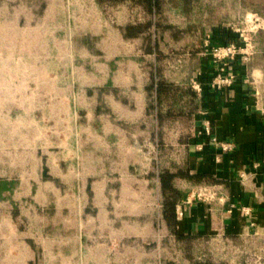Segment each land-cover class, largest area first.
I'll return each mask as SVG.
<instances>
[{
  "label": "crops",
  "instance_id": "crops-1",
  "mask_svg": "<svg viewBox=\"0 0 264 264\" xmlns=\"http://www.w3.org/2000/svg\"><path fill=\"white\" fill-rule=\"evenodd\" d=\"M90 1L100 32L88 24L83 32H72L69 22L62 65L59 38L48 41L35 33L29 40L28 32L44 25L46 2L33 0L31 8L19 11L6 0L2 14L8 21L0 23V264H124L109 257L112 248L102 240L109 236L137 242L128 264H157L170 238L177 243L215 239L235 249L241 242H264V38L257 39L249 61L229 62L230 86L211 88L216 65L199 53H186V65L170 74L163 69L167 81L186 86L196 80L201 91L192 90L196 108L190 118L158 123L148 111L151 73L172 60L162 46L186 45L169 34L157 44L165 55L158 59L152 26L145 52L142 36L124 37L126 25L112 27ZM166 7L164 14L185 20L181 7ZM33 41L37 48L48 44L45 65H30ZM43 61L38 55L32 63ZM39 100L44 103L34 102ZM186 120L190 128L184 131ZM206 121L211 137L230 144L229 151L204 134ZM43 127L51 130L47 138L39 131ZM158 129L169 138L162 139L157 170H145L141 144ZM50 143L52 152H39ZM162 170L179 174L172 185L182 194L175 207H182L183 217L175 216L172 227L162 218ZM242 172L247 174L243 185ZM201 184L219 189L227 205L185 203ZM142 190L154 194L149 206L142 205ZM65 238L69 242L62 246Z\"/></svg>",
  "mask_w": 264,
  "mask_h": 264
},
{
  "label": "rangeland",
  "instance_id": "rangeland-1",
  "mask_svg": "<svg viewBox=\"0 0 264 264\" xmlns=\"http://www.w3.org/2000/svg\"><path fill=\"white\" fill-rule=\"evenodd\" d=\"M8 1L10 8L14 7L15 9L20 11V8L24 6L27 8H31V3L33 0ZM44 1L47 4V18L45 19L42 28H39L40 30L36 32H28L29 40L35 35V33H41L45 35L48 41L49 39H52L53 36H55L56 39L59 38L61 42L60 48L62 50V57L60 61L61 64L64 65V63H66L67 61V58L64 57L63 52L66 47L65 38L68 39L67 32L69 30H66V28L68 27V23H71L72 32L81 33L83 32L82 27L88 24L93 26V32L99 33L100 28L98 27V25L100 24V22H98V18L94 14V9H91L90 0ZM126 3L128 7L125 8L122 7L124 3L116 5L103 4L98 6L102 9L103 17L107 19L109 25L114 28L121 29L125 25L137 22L138 19L140 20V23H144L150 20L152 24V34L157 40V44L158 42L162 44L170 34L172 40L180 41V44L186 45L184 47H176L179 46L177 44L175 46L171 45L170 47L162 46V50H167L168 56H170V58L172 59L170 60L168 58L169 63H164V68H162V66L159 64L157 65V69L159 70L162 77L163 69L166 74H170L175 71V67L179 68V66L186 65L182 62L183 59L188 58V55H186V53L192 55L199 53L201 55H204L205 57H211V47H217L212 45V38H216L215 40H219L217 39L220 36L219 32H223L224 30H228L229 32H232L231 28H239L241 30L243 38L246 39V42L248 44H251V48L249 49L252 51V54L249 56L247 61H249L250 58H252V56L256 54L257 39L262 37L264 38V29L261 25L264 22V0H163L159 16L148 15L141 5L134 2L127 1L125 2V4ZM167 4H169L170 7H181L186 12L184 16L185 20L181 21L175 16L164 14L167 8ZM32 5L34 4L32 3ZM5 6L6 0H0V23L2 25L7 23L8 21V18L5 19V15H3L5 12ZM68 8H70L69 11ZM11 10L13 11V9ZM249 15L255 16L259 21L255 24H251L250 20L248 19ZM126 20L128 22L124 24ZM186 21L188 24L186 27L187 29L180 28L181 25L184 26V23H186ZM255 25H259V28L257 30L254 29ZM109 31L112 30L109 29ZM109 37L111 38V42H113L114 38H112L110 35ZM230 39L231 40L229 44L241 43L238 35L237 38L231 37ZM206 41H209V47L207 48L204 47V43ZM35 42L33 41L32 43H30L29 63L30 65H45L49 53L48 44L47 46H44V48L43 46L37 48ZM51 42L52 41H50V44ZM171 50L173 51L171 52ZM158 52L160 54L158 59H163L165 55L159 50ZM37 54L40 55V58L43 57L44 61L40 62L39 64L37 62L32 63L36 60V57H38ZM184 54L185 57L183 56ZM194 58H197V56H195ZM226 65L228 68V66H230V63L227 62ZM190 66L191 65H189V67ZM18 69L20 70V67H18ZM45 70H49L48 67L47 69L45 67ZM214 74L215 73H213L212 78H210V81L211 79H213ZM193 82H196V80L191 81L185 87L193 90L191 87ZM44 100L46 102V99ZM44 100L34 102H38L37 104L41 105L44 103ZM184 125V131H187V129L190 128L187 120ZM63 126L65 128V123H63L61 127L62 139L64 140L67 139L68 136ZM29 129L37 130L36 127L31 126L29 127ZM39 131L42 135H45V137L51 134V130L46 127H43V129ZM167 137L169 138L166 132L158 129L155 131V135L153 138H150L146 144H141L140 159L145 170H152L153 167L157 170V164L159 162L160 156V147L163 143L162 139L165 140ZM64 143H66V141ZM48 146V150L45 149L44 151H42L43 149H39V152H52V144L50 143ZM64 192L66 191L62 190V195L64 194ZM153 199V193L143 190L141 191V202H143V206L144 204H148L149 206L150 202H153ZM102 240L105 243L109 244V248H112L109 252V257L114 259L118 263H122L123 261L124 264H128L130 261H132L131 258L136 255L134 252V248L138 247V244L136 241H134V239L126 238L123 242H118L116 238L109 236L108 238H104ZM68 242L69 239H62L61 245L65 246L66 244H68ZM165 245L167 251L164 254V257H162V259L157 264H234V261L236 259H239L241 261V264H264V242H261L259 240L253 243L241 242L237 245L238 248L236 249L234 248L235 244H228L224 241L220 242L215 239L199 241H197L196 239H189L182 243H177L173 241L172 238H170L165 242ZM260 254H262L263 256H261ZM49 263H52V259H49Z\"/></svg>",
  "mask_w": 264,
  "mask_h": 264
},
{
  "label": "trees",
  "instance_id": "trees-1",
  "mask_svg": "<svg viewBox=\"0 0 264 264\" xmlns=\"http://www.w3.org/2000/svg\"><path fill=\"white\" fill-rule=\"evenodd\" d=\"M98 5H116L125 3L127 1L134 2L142 6L148 15L159 16L163 0H95ZM152 26L150 20L144 23L134 22L128 24L123 28L124 37L135 38L142 36L146 42L144 48L145 52L149 51L151 41L150 27ZM220 36L212 38L213 46L228 45L230 38H237V35L224 30L219 32ZM155 53L159 57L158 46L155 42ZM149 104L148 111H150L160 123L163 119L174 118H190L196 108L195 93L185 86L175 85L165 80L157 67L151 73V81L148 85ZM179 175L178 173H171L168 170H162L158 173L160 183V190L162 194V218L168 225L172 227L175 222V203L182 198V194L173 187L172 180ZM190 180H195L194 176H187ZM202 185V184H201ZM179 239V238H178Z\"/></svg>",
  "mask_w": 264,
  "mask_h": 264
},
{
  "label": "built area",
  "instance_id": "built-area-1",
  "mask_svg": "<svg viewBox=\"0 0 264 264\" xmlns=\"http://www.w3.org/2000/svg\"><path fill=\"white\" fill-rule=\"evenodd\" d=\"M251 24H255L259 20L251 15L248 16ZM264 29V25L261 24ZM259 25H255L254 29H258ZM232 32L239 36L240 44L230 43L224 46L211 47V57L213 63L216 65V72L214 74L213 79L210 81V86L213 89H220L223 86H230L232 83V77L226 76L225 73L227 71V62L233 61L237 58H240L242 61H247L249 56L252 54L251 44L246 42V39L243 38V34L239 28L232 29ZM204 47H209V41L204 43ZM192 89L196 92L201 91V86L197 82H193ZM203 132L206 136L211 137V127L209 122H204L203 124ZM211 143L215 146L219 147L223 152L229 151L231 149V145L228 143H220L217 141L215 137H211ZM255 167H259V164H255ZM247 179V174L242 172L239 174L240 184L243 185ZM202 201L204 203H218L219 205H227L226 198L223 196L219 189L215 186L210 185H197L191 190V196L187 198L185 203H190L192 201ZM234 206L232 204H228V208L232 209ZM246 214H248V210H244ZM175 216L177 220H180L183 217V210L180 205H176L175 207Z\"/></svg>",
  "mask_w": 264,
  "mask_h": 264
},
{
  "label": "bare ground",
  "instance_id": "bare-ground-1",
  "mask_svg": "<svg viewBox=\"0 0 264 264\" xmlns=\"http://www.w3.org/2000/svg\"><path fill=\"white\" fill-rule=\"evenodd\" d=\"M249 17H251V15H249ZM263 25H264V22H263Z\"/></svg>",
  "mask_w": 264,
  "mask_h": 264
}]
</instances>
